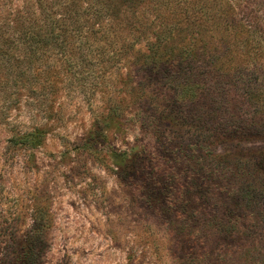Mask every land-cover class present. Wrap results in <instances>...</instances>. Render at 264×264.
<instances>
[{
    "label": "rangeland",
    "instance_id": "rangeland-1",
    "mask_svg": "<svg viewBox=\"0 0 264 264\" xmlns=\"http://www.w3.org/2000/svg\"><path fill=\"white\" fill-rule=\"evenodd\" d=\"M33 8L0 0V264H264L236 184H262L264 140L197 149L190 122L161 113L128 74L149 32L85 81L60 64L35 71L18 39ZM237 155L249 169L234 170Z\"/></svg>",
    "mask_w": 264,
    "mask_h": 264
},
{
    "label": "trees",
    "instance_id": "trees-1",
    "mask_svg": "<svg viewBox=\"0 0 264 264\" xmlns=\"http://www.w3.org/2000/svg\"><path fill=\"white\" fill-rule=\"evenodd\" d=\"M145 3L33 0L35 10L22 19L28 23L18 39L35 71L54 75L63 68L85 81L95 64L123 61L149 32L153 40L139 68L128 74L140 76L139 90L162 106L161 113L190 122L197 149L264 140V0H164L153 5L155 14L135 18ZM111 153L127 158L126 151ZM237 156L234 170L249 169ZM254 166L259 168L256 160ZM236 181L237 200L258 218L247 229L264 234V179Z\"/></svg>",
    "mask_w": 264,
    "mask_h": 264
}]
</instances>
